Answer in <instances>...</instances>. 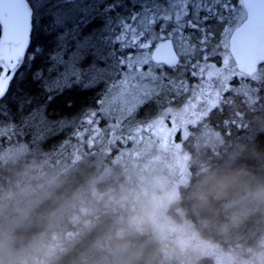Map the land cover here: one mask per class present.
Listing matches in <instances>:
<instances>
[{"label": "snow or ice", "instance_id": "obj_1", "mask_svg": "<svg viewBox=\"0 0 264 264\" xmlns=\"http://www.w3.org/2000/svg\"><path fill=\"white\" fill-rule=\"evenodd\" d=\"M181 97L193 114L264 107V0H0V151L66 129L65 148L167 134L172 114L156 117Z\"/></svg>", "mask_w": 264, "mask_h": 264}, {"label": "rangeland", "instance_id": "obj_2", "mask_svg": "<svg viewBox=\"0 0 264 264\" xmlns=\"http://www.w3.org/2000/svg\"><path fill=\"white\" fill-rule=\"evenodd\" d=\"M215 60L219 66V57ZM194 83L197 81L189 79L190 86ZM183 99H177L156 117L164 123L172 114L173 124L167 134L140 132L123 143L103 148L94 142L91 147L78 144L71 148L59 143L35 160L30 170L20 171V180L8 191L9 206L13 204L10 217L4 216L5 204L0 211V228H4L0 229V264H50L102 217L108 218V236L102 244L94 245L91 261L86 264H128L143 249L138 251L132 244L140 240L157 244L168 264H264V207L262 226L257 233L253 231L255 238L253 235L249 247L212 244L198 235L188 219L172 210L181 187L192 177L191 158L184 143L192 129L209 115L193 114L190 108L185 111L181 108ZM70 131L62 133L61 141ZM209 133L214 132H205L204 142L217 143L219 138ZM18 155L14 149L7 157L14 161ZM81 163L94 166V175L63 204L44 232L26 245L14 246L12 233L18 224L13 218L28 214L31 204L48 195ZM23 204L27 208L21 209Z\"/></svg>", "mask_w": 264, "mask_h": 264}, {"label": "trees", "instance_id": "obj_3", "mask_svg": "<svg viewBox=\"0 0 264 264\" xmlns=\"http://www.w3.org/2000/svg\"><path fill=\"white\" fill-rule=\"evenodd\" d=\"M69 96L73 101L72 107L64 102ZM90 96L91 93L65 94L53 102L49 112L55 117H72L82 106L92 104ZM148 114H153L151 109ZM225 115L230 118L227 122L224 121ZM140 116H144L143 109ZM200 126L204 129L201 130ZM205 132H214L209 134L219 138L217 143H205ZM62 138L60 133L47 143L32 145L21 142L19 146L5 147L0 151V200L4 198L0 202V211L5 204L4 216L10 217L12 213L13 204L9 206L11 195L8 191L20 180V171L30 170V165L41 155L54 150ZM184 146L191 158L192 177L186 186L181 187L172 210H176L178 217L181 214L188 219L198 235L212 244L251 246L253 231L257 233L262 226L264 207V107L253 99L242 105L236 98L224 114L208 115L199 127L193 128ZM14 149L19 151V155L13 161L7 155ZM93 175L94 166L79 164L48 195L31 204L28 214L13 218L18 224L12 233L16 238L14 246L26 245L44 232L63 204L72 199ZM24 207L27 208L26 204L20 206L21 209ZM107 221V217L99 219L50 264L90 263L94 245L102 244L108 236ZM132 242L138 251L144 247L128 264H168L162 259L163 252L157 244L141 240Z\"/></svg>", "mask_w": 264, "mask_h": 264}, {"label": "flooded vegetation", "instance_id": "obj_4", "mask_svg": "<svg viewBox=\"0 0 264 264\" xmlns=\"http://www.w3.org/2000/svg\"><path fill=\"white\" fill-rule=\"evenodd\" d=\"M186 148V147H185ZM186 150V149H185Z\"/></svg>", "mask_w": 264, "mask_h": 264}]
</instances>
